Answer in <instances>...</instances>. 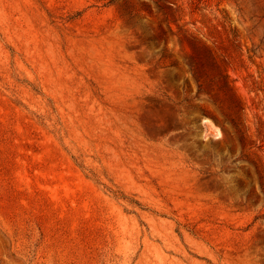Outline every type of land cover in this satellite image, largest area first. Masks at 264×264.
Masks as SVG:
<instances>
[{
  "label": "rangeland",
  "instance_id": "rangeland-1",
  "mask_svg": "<svg viewBox=\"0 0 264 264\" xmlns=\"http://www.w3.org/2000/svg\"><path fill=\"white\" fill-rule=\"evenodd\" d=\"M0 264H264V0H0Z\"/></svg>",
  "mask_w": 264,
  "mask_h": 264
},
{
  "label": "trees",
  "instance_id": "trees-1",
  "mask_svg": "<svg viewBox=\"0 0 264 264\" xmlns=\"http://www.w3.org/2000/svg\"><path fill=\"white\" fill-rule=\"evenodd\" d=\"M228 77H229L228 74L225 75L224 80H223V84L221 87L225 90V94L228 96V99L230 102V107H232V106L238 107L239 101H238L236 95L231 90V85H230L229 81L227 80ZM136 203H138V202H136Z\"/></svg>",
  "mask_w": 264,
  "mask_h": 264
}]
</instances>
